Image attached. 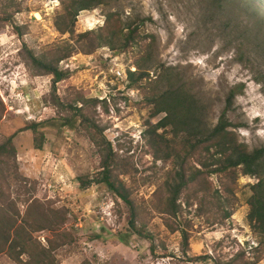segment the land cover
I'll list each match as a JSON object with an SVG mask.
<instances>
[{"label": "rangeland", "instance_id": "1", "mask_svg": "<svg viewBox=\"0 0 264 264\" xmlns=\"http://www.w3.org/2000/svg\"><path fill=\"white\" fill-rule=\"evenodd\" d=\"M60 5L61 0H0V98L5 106L0 143L13 136L17 150L18 180L9 191L13 199L29 193L66 218L68 239L63 245L55 242L58 264H224L238 250L253 258L257 239L246 218L256 178L239 177L235 211L224 222L216 221L219 216L196 215V206L184 211L188 247L179 230L171 232L153 210L152 196L168 166L153 157L143 134L148 122L155 124L163 115L153 118V106L142 103L145 95L127 87L140 45L127 52L102 47L62 61L60 68L70 70V76L56 84V91L51 76L28 70L22 47L42 55L69 37L54 24ZM113 12L143 20L141 33L153 36L146 59L151 80L163 67L170 69L159 88L168 80L187 85L210 127L219 120L226 93L238 88L230 131L250 151L264 146V0H119L80 12L76 32L97 30ZM5 13L13 14L10 23L3 22ZM14 26L21 28V37ZM81 97L107 102V109L99 104L87 112L119 153L112 179L118 185L123 181L141 208L142 236L129 227V206L101 179L99 150L71 108ZM35 124L37 135L30 129ZM36 137L42 150L34 147ZM210 180L224 192L218 178ZM17 203L23 215L26 206ZM33 235L44 246L49 238L57 240L48 231ZM0 264L17 263L2 254ZM257 264H264V256Z\"/></svg>", "mask_w": 264, "mask_h": 264}, {"label": "trees", "instance_id": "2", "mask_svg": "<svg viewBox=\"0 0 264 264\" xmlns=\"http://www.w3.org/2000/svg\"><path fill=\"white\" fill-rule=\"evenodd\" d=\"M114 1L119 0H61L54 24L61 35L69 37L42 55H37L25 45L20 53L22 62L35 76H51L55 90L57 83L70 76V70L60 68L62 61L80 53L92 55L102 47L127 52L140 45L135 59L137 67L129 70L127 87L145 95L142 103L153 106V118L163 115L155 124L148 122L143 134L153 157L168 166L152 196L153 210L161 215L171 232L179 230L183 245L188 247L190 233L185 228L188 222L181 218L184 211L196 206V215L219 216L215 218L216 221L224 222L235 211L239 177L256 178L257 182L250 186L252 195L248 199L249 212L246 218L257 239L256 248L251 247L255 255L247 258L245 251L238 250L224 264H257L264 256V146L250 151L247 144L240 142L236 133L230 131L233 124L229 120V113L240 90L233 87L226 93L225 107L219 120L210 127L199 99L190 93L187 85L181 81L168 80L166 86L159 88V85L164 84V76L170 69L163 67V71L151 80L149 68L146 67L149 60L146 59L149 55L148 41L153 36L141 33L143 20L124 19L122 14L113 12L106 15L104 24L97 30L76 32L80 12ZM17 10L20 8L17 7ZM12 16L5 13L3 22L10 23ZM13 29L17 36H22L20 27L14 26ZM147 79H150V83L144 86L143 82ZM106 103L81 97L75 100V106H70L82 117L81 126L91 135L99 150L102 181L129 206V227L135 234L142 236L144 229L139 227L141 208L131 199L124 182L118 185L112 179L120 166L117 159L119 153L114 152L112 144L103 136V129L87 112V109L99 104L106 108ZM77 104H81V107L78 108ZM4 111L5 106L0 98V120ZM30 129L36 135L39 133L36 124ZM40 142L36 137L35 149L42 150ZM16 157L12 136L0 143V256L8 255L17 264H58L55 252L66 243L69 235L63 228L66 218L29 193L24 198H12L9 189L18 180ZM211 177L218 178L223 193L213 188ZM17 202L26 206L23 215ZM45 231L57 238L55 241L49 238L48 246L41 244L33 235ZM58 240L62 241L60 245L55 243ZM24 256L27 260H23ZM216 261L221 264L219 260Z\"/></svg>", "mask_w": 264, "mask_h": 264}]
</instances>
